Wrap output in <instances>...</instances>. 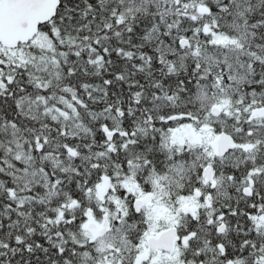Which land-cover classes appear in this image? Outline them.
Wrapping results in <instances>:
<instances>
[{
  "label": "snow or ice",
  "instance_id": "obj_1",
  "mask_svg": "<svg viewBox=\"0 0 264 264\" xmlns=\"http://www.w3.org/2000/svg\"><path fill=\"white\" fill-rule=\"evenodd\" d=\"M0 264H264V0H0Z\"/></svg>",
  "mask_w": 264,
  "mask_h": 264
}]
</instances>
